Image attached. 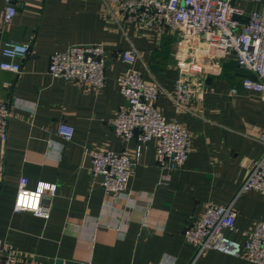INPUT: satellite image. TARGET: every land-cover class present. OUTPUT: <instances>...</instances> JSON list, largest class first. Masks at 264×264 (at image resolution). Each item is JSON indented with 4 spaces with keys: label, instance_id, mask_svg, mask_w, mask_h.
<instances>
[{
    "label": "crops",
    "instance_id": "0c3cea01",
    "mask_svg": "<svg viewBox=\"0 0 264 264\" xmlns=\"http://www.w3.org/2000/svg\"><path fill=\"white\" fill-rule=\"evenodd\" d=\"M15 17L3 23L0 0V52L12 41L29 46L19 76L0 71V101L10 103L7 139L0 142V244L19 254L17 264H188L194 249L184 229L202 218L210 205L225 206L234 197L253 162L264 154V99L242 88L248 74L233 57L205 61L204 102L175 114L167 93L174 90L179 60L172 58L175 37L127 24L113 6L100 0H13ZM247 16L256 6L236 1ZM75 45H102L107 52L105 84L100 90L48 75V58ZM134 49L132 64L121 54ZM1 60V58H0ZM137 72L162 90L156 107L168 121L190 134L189 156L176 172L159 169L155 141L144 144L127 192L106 195L101 179L90 176V154L127 152L109 126L125 105L116 79ZM9 84V87H5ZM232 90H236L234 95ZM59 124L74 130L69 142L57 136ZM56 185L41 205L48 219L13 212L18 182ZM236 233L264 222V195L250 192L234 204ZM196 264H249L206 251Z\"/></svg>",
    "mask_w": 264,
    "mask_h": 264
},
{
    "label": "built area",
    "instance_id": "2783aa9c",
    "mask_svg": "<svg viewBox=\"0 0 264 264\" xmlns=\"http://www.w3.org/2000/svg\"><path fill=\"white\" fill-rule=\"evenodd\" d=\"M105 7L113 6L127 24L159 37L171 34L177 50L172 58L179 60L178 78L174 90L167 93L175 114L194 102H204V80L207 74L205 61L233 57L238 67L247 72L241 86L264 99V0L247 1L256 9L247 14L242 24L233 16L242 17L244 11L234 4L238 0H100ZM3 23L15 17L13 0H4ZM29 54V46L6 42L0 52V71L19 76L22 61ZM137 52L132 49L121 54L123 63L132 64ZM107 52L102 45H75L63 52H54L48 58V75L69 83H81L100 90L105 84ZM116 82L125 99L110 120L109 126L116 136L129 142L136 139L133 156L127 152H94L90 154L91 178H100L103 192L118 196L127 192L133 168L144 144L155 141V163L159 169L179 171L189 156V131L175 121H168L156 107L162 90L155 82H146L140 74L127 71ZM9 87V84H5ZM236 90H232L234 95ZM10 103L0 101V142L7 139L11 117ZM138 132L135 137V132ZM74 130L59 124L57 136L63 142L71 141ZM3 169L0 161V181ZM56 185L39 182L28 188L26 178L18 182L13 212H27L48 219V211L41 205L45 194L53 195ZM256 192L264 195V154L253 162L232 200L225 206H208L201 219L191 222L183 232L184 241L194 249L188 264H196L206 251H214L249 264H264V222H259L242 233L240 242L227 233H236L233 204L242 194ZM19 254L0 244V264H17Z\"/></svg>",
    "mask_w": 264,
    "mask_h": 264
},
{
    "label": "water",
    "instance_id": "95a60500",
    "mask_svg": "<svg viewBox=\"0 0 264 264\" xmlns=\"http://www.w3.org/2000/svg\"><path fill=\"white\" fill-rule=\"evenodd\" d=\"M232 20H233V21L240 22V23H242V24H246L247 21H248V17H247V16H242V17H240V16H233V17H232ZM205 63H206V62H205ZM209 82H210V78H206V80H205V84L208 85ZM137 134H138V132L136 131V132H135V137L137 136Z\"/></svg>",
    "mask_w": 264,
    "mask_h": 264
}]
</instances>
